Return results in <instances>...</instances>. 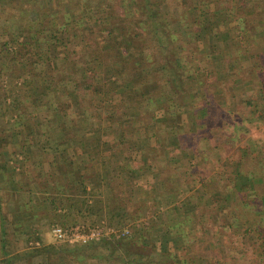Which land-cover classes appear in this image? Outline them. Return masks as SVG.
Here are the masks:
<instances>
[{"label":"trees","instance_id":"trees-1","mask_svg":"<svg viewBox=\"0 0 264 264\" xmlns=\"http://www.w3.org/2000/svg\"><path fill=\"white\" fill-rule=\"evenodd\" d=\"M0 12L4 20L0 28V75L13 82L22 78L29 67V80L20 87L29 90V97H20L19 88L0 90V117L21 113L23 103L29 101V113L40 114L44 110L51 115L54 125L67 102L81 100L93 110L92 118L96 121L82 116L84 122L79 125L74 145L87 150L88 146L96 147L92 149L98 158L104 157L100 152V146H104L109 152L108 160H114L100 180L97 176L79 178V167H70L63 174L64 182L57 183L55 166L45 168L38 160L50 152L60 153L53 146L66 143L54 142L48 131L41 129V123L36 129L29 125V183L22 182V187H28L29 192L42 188L44 197L34 206L29 205V216L34 220L47 217L48 222L54 221L49 223L51 226L78 224L66 221L62 211L67 208L70 214L85 211L97 216L92 225L103 216L109 220L121 217L119 209L111 211L113 205L128 202L121 192H116L121 188L114 185L117 176L125 171L128 182H154L161 173L159 168L174 163L167 148L180 147L183 139L187 143V131L198 127L202 132L203 125L215 118L209 110L208 90L217 93L226 79L238 84L252 79L249 72L264 71V0H0ZM18 13L22 14V24L16 21ZM11 17L14 19L9 26L7 21ZM202 76L205 81L213 80L200 83ZM192 81L197 83L192 92L196 98L186 102L191 97ZM258 83L245 90L244 104L263 119L264 90L260 91ZM7 99H11L9 104ZM96 102L99 105L93 108ZM111 118L113 123L109 122ZM68 126L69 133L72 129ZM113 145L120 146L119 150L113 152ZM154 146H159L160 152ZM260 150L255 158L261 163L258 161V173L238 171L231 192L239 196L243 207L256 202L255 213L260 220L253 219L251 225L246 220L250 228L244 232L253 231L263 237L264 160L260 157L264 159V149ZM158 158L165 159L162 167L155 165ZM140 162V167L134 165ZM171 178L162 184L169 183ZM104 180L110 181L107 196L92 198L87 205L85 196H92L87 192V184L98 191L99 197ZM210 185L223 194L217 181ZM69 192L73 195H67ZM231 192L225 197L228 207ZM152 194L147 192L150 198ZM76 196L82 198L76 202ZM103 206L110 208L109 214L101 215ZM106 224L115 227L109 221ZM132 229L130 241L149 239L142 229ZM165 229L167 243L174 233H181L178 230L172 234L169 226ZM41 230L42 225L35 228L33 237ZM107 245L81 251L89 250L88 257H94L91 252L110 251ZM163 250L167 252L168 247Z\"/></svg>","mask_w":264,"mask_h":264},{"label":"crops","instance_id":"crops-1","mask_svg":"<svg viewBox=\"0 0 264 264\" xmlns=\"http://www.w3.org/2000/svg\"><path fill=\"white\" fill-rule=\"evenodd\" d=\"M24 92V98L26 99V96L29 97V90L25 89ZM27 104L28 109H26V112H21L18 114L8 113L9 116L6 115L5 117H0V132H3V134H0V264H81L84 260L90 264L93 259L98 258V254L93 253V255H95L96 257H88L87 252H89V250L84 251L83 253L81 251V248L89 249L91 247L99 245L104 246L105 243H91L89 245H67L64 243L56 242L52 238L50 231L53 226H51L50 228H44V226L42 225L48 220L47 217L44 220H42V218H40V220L39 218L34 220L29 216V205L34 206L35 202L39 200L40 197H44V192L41 187L30 190V192L28 187H22V182L25 181L26 183H29V177L28 179L26 177V174H29L27 168L29 167V164H31V161L29 160V125H32L34 129H36L37 124L41 123V129H45L46 131H48V134L51 135L54 142H58L62 145L66 143V146H53V149H57L56 151H59L60 153L50 152V154L48 155H42L38 160L45 168L50 167V165L55 166V174H57L58 176L55 177L57 183L64 182L63 174L67 172L70 167L74 169H77L79 167V174L76 172V176L79 175V178L81 175L85 177V180H88V177L91 178L94 176H97L98 179L103 178L102 176L104 174V170H108L109 163H113L114 160H108L109 152L104 149V146H100V152H103L102 155L104 157L98 158V156L93 153V149L96 147L93 146L92 149L91 146H88L87 150L86 148H84V146L74 145L73 141L75 140V135L79 133V125L84 122V118H82V116H89L90 119L96 121L95 118H92V116L94 117L93 110L83 104V101L75 99L67 102L66 107H64L62 111L57 114L54 125H51V115L46 113L44 110H41L40 114H38V112L36 111L28 113L29 101L27 102ZM96 106L98 107V105ZM33 108H35V106H33ZM27 119H29L30 121L28 125L26 124ZM114 121L115 120L111 118L109 122L113 123ZM208 123L209 122H206V124ZM68 124L71 125L72 129V131H69V133ZM203 126L204 128L206 127L205 124ZM195 127H197V125ZM197 129L198 127L189 130L186 133H195ZM206 130L207 129H205L203 132H205ZM6 134L8 136H12L13 139L17 134H20L22 136L23 146H15L18 150L17 153L16 148L14 146H9V144L7 143L9 142V139L8 137H5ZM111 147L113 152L119 150L120 148V146L114 145ZM154 148L159 150V146H154ZM183 148H186L184 150H187V143L182 142L180 143V147L177 146L173 149L171 147L167 148L170 160H173L174 163L171 165V167L159 168L161 169V173L155 176V179H153L154 182L146 181V179L137 181L133 180L132 182H128V174L125 171L121 175L117 176L114 185H120L121 188H119V190H117L116 192L117 194L121 192L123 198H127L126 200H128L127 204H129V206L125 203V201L123 204L122 202H119L118 204H115V206L113 205L111 207V211L114 209H119L117 211L121 212V217H115V219L113 220H117L118 226H115V228L131 227L140 230L142 229L147 233H151L152 239L149 238L145 240L143 238L139 242H141L142 244L147 243L150 245V240H152L154 244L156 243L158 248H165L167 246L168 248H171V250H176L178 252L176 258H179L181 264H211V261L213 260H208L207 256H205L206 254L204 253V251H201V253L198 254V247L195 241L192 242L193 244H189L190 246L189 248H187V250H185V246L184 249L179 247V244L177 242L181 240V237H179L178 235H176L174 239V241H176V243L174 244L176 245L171 244V242L173 241L172 236H170V238L168 239L169 242L167 243V239L165 237L166 229H164V227L167 228L169 226L173 234V231H178L180 228H184L185 230H183L186 231L188 238L192 239L193 237L194 239H199L201 243L203 241H210V239H212L213 237L211 230L214 229L213 227L214 224L216 225V223L209 224L207 222L208 213L213 209L208 206H201V203H203V192H198L195 200L192 203L188 202L190 207L187 209L185 208L184 210L182 207L183 205L181 203H178L180 196L183 195L182 191L179 188H176V190H180L177 192L166 191V194L165 192L161 193L163 195L165 194L164 201L169 205L167 207L164 205H158L157 201L154 203L150 196L147 195V192H153L152 197L154 196V193L157 194L158 188H162L164 186L162 185V183L165 182L169 176L173 175L172 172L174 171L176 166L179 165L183 167L184 165H186V160H183L182 158L186 157L187 153L186 151L184 153L182 152ZM203 150L204 149L201 148L200 151ZM241 150L242 151L240 157L232 162L236 165V167L233 168L234 177L236 173L240 171L237 163L242 162V153L244 150H246V147L242 146ZM62 151L65 153H63ZM255 157L256 154L254 153V155H251L250 159H252V161L254 162L256 161L254 159ZM164 161L165 159L158 158V160L155 162V165H160V167H162V162ZM220 162L221 160L219 159L217 163L218 169L223 168L222 166H224L223 162ZM134 165L136 167H140L141 162ZM177 181V177L173 175L169 183L172 185L176 184ZM109 182V180L101 181L102 196L99 197L97 196L98 191L95 189L92 190L91 185L87 184V192H91L92 195L90 196L88 194L87 196H85L88 200L87 205L91 204L92 198H105V196H107L110 191V186L108 184ZM147 188H149L148 191L146 190ZM133 189L135 190L134 193H132ZM69 190L71 191V189ZM67 195L72 196L73 193L69 192ZM73 198L77 202L82 197L76 196ZM38 206H40V208H44L42 204L40 205V203ZM45 206L48 207V201H46ZM226 207L227 204L219 205V213H221L222 215L227 214L226 212H224V209ZM102 209L103 210L101 212V215L109 214L110 208H105L103 206ZM62 212L63 214L66 213V221L68 223L77 221L78 224L92 225L91 223H94L97 220V216L94 217L86 213L85 211H83L79 215L75 214L76 212L74 214H70L67 208ZM163 215L165 216L164 220ZM172 216L175 217V221L171 220ZM179 216H181L180 219ZM103 218H105V216H103ZM41 225L42 230L39 231V233L36 234L34 238L32 235L33 230L35 228L39 229ZM217 229L221 234L222 230L226 229V224L217 226ZM173 235H175V233ZM36 236L39 239H36ZM219 238L220 235L216 238L217 241L221 240ZM126 241L130 240L128 239L117 244L106 245H128ZM182 253H184V255ZM127 263H129V261Z\"/></svg>","mask_w":264,"mask_h":264},{"label":"rangeland","instance_id":"rangeland-1","mask_svg":"<svg viewBox=\"0 0 264 264\" xmlns=\"http://www.w3.org/2000/svg\"><path fill=\"white\" fill-rule=\"evenodd\" d=\"M21 11L23 12V10ZM28 16L29 13L27 12L26 17ZM2 18L3 16L0 12V28L4 24V20L2 21ZM15 18L18 24H22L23 19L21 13L16 14ZM13 19L14 18H12L11 21H7V25L11 26ZM259 71L260 69L255 72L253 71L248 73L249 78H252V82L250 80L236 84L233 82L231 83L232 79H226V81H222L223 84H220L222 87L219 86L217 93L214 89L210 88V90H208L209 99L207 101L209 110L215 118L211 119V122L206 124L204 130H207L205 132H203L204 130L200 132L197 129L195 133L186 135L187 156L182 159L186 160L185 164L187 167L188 159H190L191 165L188 168L179 165L176 166L172 174L177 177V183L172 185L170 183H166L165 185L162 184L164 186L162 188H158L157 194L154 193L153 197L151 195V199H154V203L157 201L158 205H164L167 207L169 205L164 201L166 191L177 192L181 190L183 195L180 196L178 203L183 205L182 207L184 210L185 208L187 209L190 207L188 202L192 203L198 192H203L204 196L201 206H208L213 209L208 213L207 222L209 224L216 223V225L214 224V229L211 230L213 236L212 239L201 243L199 239H194L192 236V239L188 238L186 231H184L185 229L180 228L179 231L181 233H178L177 235L181 237V240L177 243L180 248L184 249L185 246V250H187L190 246L189 244H193L192 242L195 241L198 247V254L201 253V251H204L208 260H213L211 261V264H264L262 262L264 256V236H258V234L253 231H249L248 233L244 232L245 228H250L246 220H248L250 225L253 224V219L256 221L260 220V216H257L255 213L258 205L255 206L256 202H254V204L250 203L251 205L243 207L241 201L239 200V196L231 192L233 188L232 182L234 179L233 168L236 167L235 163L233 164L232 162L240 157L241 147H246L247 155L244 157L240 165L237 163L240 172L241 169H244L246 171H254L256 174L258 173V161L260 163V160L258 158L256 160L257 162L254 161V164L250 158L251 155H254V153L257 156L258 150L261 151L260 149H264V118L259 119L261 114L259 112L252 113L251 109L246 108V105L244 104L246 101L244 92L245 90H248L247 88H252L254 83L257 84V81L260 82L258 83L260 91L264 90V71ZM27 72H29V67L26 68L22 78H18L13 82H10V78L7 76L0 75V90L9 91L13 89L15 90V88L20 89V87L23 86L22 84L29 80V74ZM211 80L213 79L210 78L205 81L202 76L199 81L200 83H206ZM192 83H194V85H191V83L189 84L191 97H187L186 102L195 100L194 98H196L195 95H192V92L193 88L195 86L197 87V83H195V81H192ZM23 92L24 91L22 89L20 91V97H25V92ZM10 100L11 99H7L6 104H9ZM0 104H2V101ZM23 104L22 110H20L21 112H26L28 104L26 102ZM93 105V108H95L96 105L99 104L96 102L93 103ZM7 116H9V114ZM189 122H191V120H189ZM29 123L30 121L27 119L26 124L28 125ZM0 134H3V132L1 131ZM5 137H8L9 139H7L9 141L7 142L9 146H23V138L20 134H17L14 139L12 136H8L7 134ZM201 148L204 150L200 151ZM17 152L18 150L16 153ZM219 159L223 162L224 166H222L223 168L218 169L217 163ZM260 159L264 160L261 157ZM27 170L29 171V167ZM262 177L264 178V175H262ZM214 181L218 182V188L220 192H223V194L221 193L220 195L217 188L211 187L210 183ZM176 188H179L180 190H176ZM148 189L149 188L146 190L148 191ZM163 192H165L164 195L161 194ZM230 192L232 193L229 201L230 206H227L224 209V212L227 214L222 215L219 213L218 207L219 205L227 204L228 201H226L225 197L226 194ZM150 193L151 192H148V194ZM127 205L129 206V204ZM180 218L181 216H179V219ZM164 219L165 216L163 220ZM174 219L175 217L172 216L171 220L175 221ZM48 221L42 224L44 228L51 227ZM108 221L115 226L117 224V220H109L106 217L97 221V223H107ZM224 224H226V229H223L220 234L217 226ZM165 228L166 227H164V229ZM219 235V239L221 240L217 241L216 238ZM145 236L152 239L151 233H147ZM175 236L176 235L172 236V245H176L174 244L176 243V241H174ZM126 242L128 245L121 244L116 246H106L110 251L98 250L92 252V254H99L100 258L93 259L90 264H181L179 258H176V255H178L176 250L168 248L167 252H164L163 248H158L156 243L154 244L152 240H150V245L147 243L142 244L141 242ZM182 254L184 255V253ZM128 261L129 263H127ZM81 264L89 263L84 260Z\"/></svg>","mask_w":264,"mask_h":264},{"label":"built area","instance_id":"built-area-1","mask_svg":"<svg viewBox=\"0 0 264 264\" xmlns=\"http://www.w3.org/2000/svg\"><path fill=\"white\" fill-rule=\"evenodd\" d=\"M137 227V226H136ZM131 227L115 228L105 222L95 225H55L51 228L52 238L67 245H89L91 243L117 244L133 236Z\"/></svg>","mask_w":264,"mask_h":264}]
</instances>
